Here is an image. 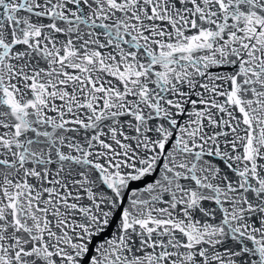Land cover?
Returning <instances> with one entry per match:
<instances>
[{
	"label": "snow or ice",
	"instance_id": "6c2138e0",
	"mask_svg": "<svg viewBox=\"0 0 264 264\" xmlns=\"http://www.w3.org/2000/svg\"><path fill=\"white\" fill-rule=\"evenodd\" d=\"M0 264H264V0H0Z\"/></svg>",
	"mask_w": 264,
	"mask_h": 264
}]
</instances>
